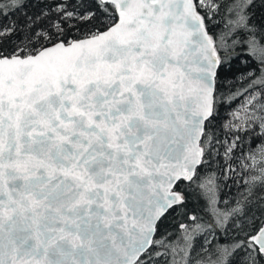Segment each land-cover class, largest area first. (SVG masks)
Instances as JSON below:
<instances>
[{
	"label": "snow or ice",
	"instance_id": "1",
	"mask_svg": "<svg viewBox=\"0 0 264 264\" xmlns=\"http://www.w3.org/2000/svg\"><path fill=\"white\" fill-rule=\"evenodd\" d=\"M27 2L0 0V264H264V20L250 14L254 0H51L32 15ZM72 21L93 26L70 39ZM240 56L256 72L222 95L220 72ZM239 96L217 128L221 104ZM221 151L224 177L242 190L220 210L214 180L199 185L213 220L180 225L178 260L160 222L186 202L178 183ZM230 228L236 237L213 243ZM199 235L203 254L193 255Z\"/></svg>",
	"mask_w": 264,
	"mask_h": 264
},
{
	"label": "trees",
	"instance_id": "2",
	"mask_svg": "<svg viewBox=\"0 0 264 264\" xmlns=\"http://www.w3.org/2000/svg\"><path fill=\"white\" fill-rule=\"evenodd\" d=\"M51 0H28L24 11L29 15L39 12L42 8L47 10L46 6L50 3ZM231 2V0H228ZM250 14L253 16L254 20L261 21L264 20V0H254L252 7L249 9ZM22 12H16L15 18L22 19ZM75 26L69 32L70 39H79L87 35L88 30L92 28V23L88 22H77L72 21ZM216 23L221 24V16L216 17ZM10 46L5 43V48L8 49ZM257 63L250 58L240 56L239 58H234L230 65L225 66L220 72V79L218 81V87L220 93L223 95L229 91H235L238 88H242L248 83L247 80L242 79V76L246 75L248 72H256ZM259 73L257 72V75ZM243 97L239 96L231 102V105L221 104L218 110L217 119L214 121V124L219 128V126L231 117L229 113L232 109L238 108L243 103ZM260 145L259 141H256L251 145L253 149H258ZM259 152L257 151V154ZM239 155V153H237ZM233 167H236L239 171V166L235 158L230 161ZM225 168V162L222 158V151L220 157H213L209 163L199 169V174L197 177H194V182H182L178 183L176 190L184 193L185 204L182 208H176L171 210L160 222L159 231L160 233L167 236L168 242H170L177 252V259L179 260L180 256L183 255L181 248L185 245V240L183 236V231L180 228L181 224L191 226L193 221L189 219L190 216H196L200 219V222L206 223L213 220V213L211 206L209 204V197L212 196L211 192H206L205 189H202L199 185L201 183H206L207 187H211V184H208L207 181L214 180L215 184L218 185L216 190V199L217 203L215 207L220 210H227L229 207L234 205V201L238 198L239 191L242 190L240 184L234 183L233 181L238 180L239 178L234 174L230 175V178H225L223 171ZM252 212L256 216H260V213L253 208ZM259 223V221H257ZM236 229H229L227 233L218 232L216 234V239L213 240V243H228L234 237L237 236ZM242 235V234H241ZM209 239H212L209 237ZM205 243L204 236L199 235L193 241L195 252L201 253V245Z\"/></svg>",
	"mask_w": 264,
	"mask_h": 264
},
{
	"label": "rangeland",
	"instance_id": "3",
	"mask_svg": "<svg viewBox=\"0 0 264 264\" xmlns=\"http://www.w3.org/2000/svg\"><path fill=\"white\" fill-rule=\"evenodd\" d=\"M257 159H259V153L257 154Z\"/></svg>",
	"mask_w": 264,
	"mask_h": 264
},
{
	"label": "water",
	"instance_id": "4",
	"mask_svg": "<svg viewBox=\"0 0 264 264\" xmlns=\"http://www.w3.org/2000/svg\"><path fill=\"white\" fill-rule=\"evenodd\" d=\"M79 39H82V38H79Z\"/></svg>",
	"mask_w": 264,
	"mask_h": 264
}]
</instances>
